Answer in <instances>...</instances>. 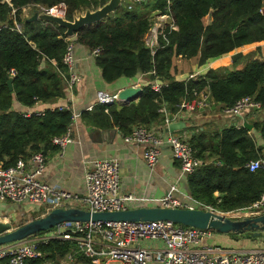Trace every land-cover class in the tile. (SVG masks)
Listing matches in <instances>:
<instances>
[{"label": "trees", "instance_id": "trees-1", "mask_svg": "<svg viewBox=\"0 0 264 264\" xmlns=\"http://www.w3.org/2000/svg\"><path fill=\"white\" fill-rule=\"evenodd\" d=\"M108 1L0 0V160L6 166L14 165L21 156L27 159L37 152L47 155L48 151L59 149L51 140L66 132L73 114L71 109L58 107L31 116L12 110L14 99L30 107L37 102L54 103L67 95L69 74L63 63L68 46L66 29L41 20L30 21L23 17V7L39 4L50 8L65 3L66 19L73 20L77 13L96 10ZM262 6L263 0H154L136 4L132 9L122 5L104 20L83 27L77 32L76 43L90 52L101 48L95 59L106 82L138 74L148 79L137 102L98 103L81 113L83 122L101 129L117 127L128 135L138 126L164 124L161 106L166 105L170 114H175L184 98H194L206 88L222 109L249 96L263 104V112L264 59H252L243 69L222 75L211 70L198 80H176L170 72L175 56H199V63L205 64L242 46L264 42ZM166 7L178 28H168L166 35L160 37V47L152 54L144 37L151 27L152 13L165 11ZM210 13L212 22L205 25L203 18ZM238 57H233L234 62ZM11 68L17 70L12 89L8 84ZM155 80L162 81L161 92L153 89ZM251 123L262 144L245 126L236 125L215 134L200 131L191 137L198 157L209 160L218 156L215 162L202 165L188 176L192 196L224 211L249 207L260 198L264 192V169L251 172L245 164L264 158V114ZM216 191L221 194L219 198L214 195ZM41 212L42 209L36 211L35 218ZM41 249L43 257L29 259L26 264H44L78 247L75 242L52 240ZM0 264H8V258Z\"/></svg>", "mask_w": 264, "mask_h": 264}, {"label": "built area", "instance_id": "built-area-1", "mask_svg": "<svg viewBox=\"0 0 264 264\" xmlns=\"http://www.w3.org/2000/svg\"><path fill=\"white\" fill-rule=\"evenodd\" d=\"M145 0H129L128 8ZM170 2V1H169ZM45 12L66 18L67 6L59 3L53 7L30 4L23 7V17H30L29 12ZM260 12L264 14V6ZM151 27L145 34V45L155 54L160 47V37L166 35L168 28L177 29L169 7L165 11L156 10L151 16ZM17 24V23H16ZM19 30L21 26L17 24ZM68 46L63 56L67 67L66 92L73 94L74 87L81 81V75L75 70V37H68ZM101 48L90 52L97 57ZM17 70L10 69V76L15 77ZM198 74H191L188 80H198ZM157 92H161L163 84L158 80L152 83ZM211 92L201 91L194 98H184L175 114H170L166 105L159 112L165 116L161 127L165 133L156 131L153 127L138 126L130 134L124 135V141L129 144L143 146V159L153 171L157 166L165 147L171 149L173 157L179 161L180 176L188 178L202 165L209 163L196 155L190 139L180 137L170 132L169 125L175 116L187 120L199 110L211 107ZM118 101V94L108 96L99 93L98 103L109 104ZM40 102H37L38 104ZM35 104V105H36ZM34 105V106H35ZM28 107L26 116L45 113L43 109ZM263 104L246 96L239 99L232 107L224 108L226 116L245 118L253 110H261ZM56 108V107H55ZM51 108V109H55ZM59 109H71L70 106H58ZM72 110V109H71ZM72 122L66 132L54 136L51 140L61 152L76 140L74 125L81 116L72 111ZM173 117V119L170 118ZM243 126V122L236 125ZM47 159L42 152L32 154L29 158L20 157L14 165L6 166L0 160V201L14 204H31L36 211L42 209L41 216L59 207H78L92 212L121 211L131 208L132 203L147 204L153 201L167 208H185L209 211L233 220L255 217L264 213V192L260 198L249 207L233 210H221L217 206L187 196V201L176 195L178 182L170 185L169 190L161 197L150 193L141 197L133 193L121 192V162L117 158L94 159L85 169V193H71L54 187L43 180ZM251 172L264 169V158L253 159L245 164ZM220 202V201H219ZM218 202V203H219ZM35 218V217H34ZM7 217L0 218V221ZM215 230L177 224L172 220L155 221H64L57 226L37 233L23 240L0 245V262L8 258V264H26L29 259L43 257L42 245L52 240L75 242L78 249L75 254L85 258V264H264V249L248 251L234 250L220 245H210L208 240L214 236ZM70 258L73 256L69 255ZM46 261L44 264H49Z\"/></svg>", "mask_w": 264, "mask_h": 264}, {"label": "crops", "instance_id": "crops-1", "mask_svg": "<svg viewBox=\"0 0 264 264\" xmlns=\"http://www.w3.org/2000/svg\"><path fill=\"white\" fill-rule=\"evenodd\" d=\"M264 6V0H263ZM205 25L212 22L211 13L203 18ZM75 70L81 75V81L74 87L73 94L66 95L65 98L58 101L40 102L32 108L48 109L58 106H70L72 111L82 113L84 110H90L98 104L99 93L112 96L118 94L122 89L129 86H145L148 79L144 74H138L135 77H121L118 80L108 83L102 76V70L96 62L95 57L91 56L90 50L75 42ZM239 55L234 62L233 57ZM264 59V42L245 45L230 54L211 59L205 64L199 63V56L184 58L175 56L173 59L171 74L176 80H188L193 73L198 77L205 76L213 70L219 75L236 69H243L252 59ZM210 92L209 89H204ZM196 97V96H195ZM211 97V107L202 109L194 113L191 118L181 120L177 116L174 122H185L186 126L179 128L174 133L179 136L191 139L194 134L200 131H206L210 134L223 131V129L247 121L259 120L263 117L264 111L253 110L246 114L245 118H234L226 116L223 109ZM138 101V100H137ZM136 101V102H137ZM120 104V103H119ZM12 110L25 112L28 107L22 105L14 99ZM161 124L153 125L158 132L165 133ZM254 126V125H253ZM256 137L257 142L262 144V138L255 128L249 130ZM178 133V134H177ZM74 135L76 140L70 143L64 152L59 149L50 150L46 155L47 166L43 175V180L47 181L54 187L60 188L71 193H85V169L89 162L101 158H117L121 162V192L133 193L138 197L145 194H152L156 197L163 196L174 182H178V191L176 195L187 201V196L192 195L190 192L188 178L180 176L179 161L173 157L170 148L165 147L160 156L159 162L155 169L151 171L143 159V146L129 144L124 141V134L117 128L101 129L95 126L87 125L83 122L81 116L77 118L74 125ZM209 155L210 151H206ZM218 156L209 157L210 163L215 162ZM220 164V161H216ZM215 197H220V192L214 193ZM221 201V200H219ZM141 206H160L159 202L153 201L147 204L132 203L131 208ZM19 211V212H17ZM8 212L11 214L9 215ZM34 214L36 208L31 204H14L11 202L0 201V218H14L16 215L25 217ZM7 219V220H8ZM3 221H6L3 219ZM221 233V232H219ZM210 245H220L225 248L234 250L248 251L254 249H264V235L261 237H247L236 234H216L208 240ZM75 251V250H74ZM68 252L73 258L67 259L66 254L63 257H57L50 260L52 264L59 261L60 264H85V258L75 252ZM56 264V263H55ZM149 264H162L160 262H150Z\"/></svg>", "mask_w": 264, "mask_h": 264}, {"label": "water", "instance_id": "water-1", "mask_svg": "<svg viewBox=\"0 0 264 264\" xmlns=\"http://www.w3.org/2000/svg\"><path fill=\"white\" fill-rule=\"evenodd\" d=\"M123 0H109L102 7L91 10L86 9L85 14H79L73 20L62 16L48 14L45 12H34L28 19L30 21L41 20L58 24L66 29L65 35L75 37L77 32L87 25H91L104 20L114 14L121 6ZM162 83L161 80H158ZM13 77L8 81L12 89ZM143 87L129 86L118 92V103L128 105L136 102L143 95ZM173 119L172 116H170ZM185 122H172L168 129L175 132L179 128L185 127ZM244 126L252 130L253 124L244 122ZM155 221L172 220L177 224L185 226L210 228L221 233L249 234L252 237L264 235V213L255 217H246L242 220H233L228 217L204 211L185 208H167L162 206H141L129 208L121 211L92 212L78 207L55 208L44 216L34 218L23 225L14 228L9 221H0V245L16 242L30 237L34 234L47 231L64 221Z\"/></svg>", "mask_w": 264, "mask_h": 264}, {"label": "rangeland", "instance_id": "rangeland-1", "mask_svg": "<svg viewBox=\"0 0 264 264\" xmlns=\"http://www.w3.org/2000/svg\"><path fill=\"white\" fill-rule=\"evenodd\" d=\"M146 1H148V2H152V1H154V0H146ZM125 6L126 8H128V5H129V0H123V2H122V4H121V6ZM120 6V7H121ZM119 7V8H120ZM141 7H143V6H141ZM118 8V9H119ZM117 9V10H118ZM93 11V10H92ZM85 12H86V10L85 11H82V12H79V13H77L76 14V16L75 17H77L80 13L81 14H85ZM34 12H29V16L30 15H32ZM115 102H117V101H115ZM178 134V133H177ZM179 136V135H178ZM180 137H183V136H180ZM6 202H8V201H6ZM17 212H19V211H17ZM8 214L9 215H11L9 212H8ZM34 214H32V215H27V216H25V217H22V216H20V215H16V216H14V218H9L8 220H6V221H9V222H11L12 223V225H13V227L14 228H16V227H19V226H21V225H23L24 223H26V222H28V221H30V220H32V219H34ZM216 234H232V233H219V232H215ZM234 234V233H233ZM71 252H73V251H70V253ZM68 253V252H67ZM66 253V257H67V259H69V255H71V254H67ZM64 255H62V256H59V261H60V257H63ZM59 261H56V262H54V264L56 263V264H60L59 263ZM50 262V261H49ZM49 264H52V262H50Z\"/></svg>", "mask_w": 264, "mask_h": 264}]
</instances>
